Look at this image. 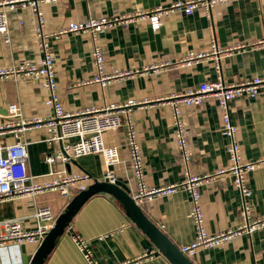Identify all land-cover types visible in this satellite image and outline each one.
I'll return each mask as SVG.
<instances>
[{"label": "crops", "instance_id": "1", "mask_svg": "<svg viewBox=\"0 0 264 264\" xmlns=\"http://www.w3.org/2000/svg\"><path fill=\"white\" fill-rule=\"evenodd\" d=\"M176 0H56L43 2L42 32L51 35L70 21L88 17H122L118 23L98 35L104 55V72L129 71L104 88L87 82L94 69L87 35L66 33L47 38L53 57L56 92L66 112L102 108L126 100H146L132 109L131 117L142 155L144 182L150 187H163L181 180L182 164L174 144L170 108L164 101L172 93H184L203 81H213L216 73L211 60L189 66L175 62L188 53L206 51L211 36L220 47L231 48L220 60L221 78L225 83H242L252 77L264 78V0H227L213 5L207 16L197 8L191 15L165 14L159 28L153 31L146 19L138 16L156 6ZM8 41L0 35V67L19 61H38L40 49L34 35V14L29 8L16 6L7 13ZM169 61L170 66L157 72L150 67ZM148 69L147 72H143ZM46 92L36 80L25 77L16 81L0 79V120L7 117L9 104L18 107L22 118L50 114L44 106ZM229 117L236 126L235 141L242 160L264 157V94L253 98L237 97L228 103ZM186 124L190 153V174H213L228 164L216 99L206 96L200 105L180 106ZM6 116V117H5ZM25 141L27 172L35 181L43 178L49 167L43 153L55 144L46 141L43 127H29L20 133L1 137L2 144L16 139ZM104 146H117L119 163L111 167L115 179L131 193L134 189L121 127L105 130ZM67 172H84L87 185L100 181L103 173L99 154L77 157L66 165L54 164ZM251 191L252 214L264 213V166L246 174ZM86 185V186H87ZM200 209L204 230L209 234L234 229L238 223L240 197L229 173L212 176L199 186ZM75 195V194H74ZM73 195V196H74ZM72 196V197H73ZM71 197V198H72ZM56 192L34 196L22 195L0 201V221L16 219L20 228L31 230L36 221V207L48 206L56 217L71 199ZM189 194L176 191L154 197L139 206L143 214L178 249L193 240L194 226L189 218ZM69 227L89 242L97 264H170L144 233L127 217L111 195L98 192L87 198L72 215ZM26 259H31L38 245L23 244ZM20 246V247H21ZM152 254L142 257V253ZM21 258V252H20ZM193 264H264V227L251 235H237L219 245L198 249L188 258ZM40 264H87L74 246L69 231L64 229Z\"/></svg>", "mask_w": 264, "mask_h": 264}, {"label": "built area", "instance_id": "2", "mask_svg": "<svg viewBox=\"0 0 264 264\" xmlns=\"http://www.w3.org/2000/svg\"><path fill=\"white\" fill-rule=\"evenodd\" d=\"M56 0H0V35L8 41L7 13L16 6L29 8L34 14V35L41 57L38 61H19L14 65L0 67V79L16 81L25 77L36 80L46 92L43 104L50 110V114L41 117L22 118L15 104H9L6 109L7 117L0 120V201L4 198L28 195L34 196L45 192H56L61 197L71 198L83 190L88 182L84 172H67L64 168L56 169L54 164L66 165L71 160L88 155L99 154L102 159V180L114 183L115 176L111 167L119 163L117 146H104L101 135L105 130L121 127L123 130V145L127 151L129 168L134 180V189L129 196L140 206L151 201L154 197L170 195L176 191L189 194V218L194 226L195 236L192 241L179 247V251L190 258L198 249L212 248L228 241L237 235H251L254 231L264 227V213L259 216L252 214L249 202L251 191L246 185V174L259 166H264V157L256 160H242L239 147L235 141L236 126L229 117L228 103L237 97L253 98L264 94V78L252 77L242 83H225L221 78L220 60L231 48L220 47L214 36L208 41L206 51L188 53L178 59L175 64L189 66L201 60H211L216 78L213 81H203L196 88L184 93L167 95L164 101L170 108V120L174 144L182 164L183 180L163 186L150 187L144 182L142 155L138 146L137 135L131 117L132 109L146 103V100H126L121 104H111L102 108H89L76 112L64 111L56 92V81L53 70V57L49 50V36L58 38L66 33L84 34L90 40V56L94 73L87 81L104 88L116 78L131 75L129 71L104 72V55L97 42L98 35L107 28L118 23H125L122 17H88L82 21H70L57 31L47 35L42 32L43 18L40 5L43 2L52 3ZM227 0H176L166 6H156L138 16L146 19L149 27L155 31L161 24V16L165 14H179L188 16L195 9L201 8L209 16L210 9L216 3ZM169 61H163L150 67L153 72L170 66ZM144 69L143 72H147ZM206 96L216 99L220 111L221 130L227 137L225 152L229 164L225 168L214 171L213 174H190L188 165L190 153L187 147L186 124L180 116V105H200ZM32 127H43L46 130V141L56 146L50 152L43 153L42 161L49 169L43 178L35 181V176L27 172L26 142L16 139L11 144H2L1 137L8 133H20ZM229 173L232 183L239 193L238 223L234 229L209 234L202 224V213L199 206V186L212 176ZM36 225L31 230H23L16 219L0 221V264H21L20 246L25 243H40L45 234L52 227L55 217L48 206L36 207L33 212ZM70 238L87 264H97L89 242L81 238L78 233L67 225ZM152 253H142V257H150ZM124 264V263H122Z\"/></svg>", "mask_w": 264, "mask_h": 264}, {"label": "water", "instance_id": "3", "mask_svg": "<svg viewBox=\"0 0 264 264\" xmlns=\"http://www.w3.org/2000/svg\"><path fill=\"white\" fill-rule=\"evenodd\" d=\"M103 192L115 198L124 209L127 217L144 233L156 250L162 254L170 264H193L169 239L143 214L129 196V189L117 180L108 183L106 180H93L83 190L76 193L55 217L50 230L38 244L31 259H26L23 247H20L21 264H40L45 254L48 253L54 242L69 224L72 215L91 195Z\"/></svg>", "mask_w": 264, "mask_h": 264}, {"label": "rangeland", "instance_id": "4", "mask_svg": "<svg viewBox=\"0 0 264 264\" xmlns=\"http://www.w3.org/2000/svg\"><path fill=\"white\" fill-rule=\"evenodd\" d=\"M181 106V105H180ZM180 116H181V113H180ZM229 164V162H228ZM227 164V165H228ZM227 167V166H226ZM183 180V176H181V181ZM199 206H200V200H199ZM27 244H32V245H38V243H27Z\"/></svg>", "mask_w": 264, "mask_h": 264}]
</instances>
